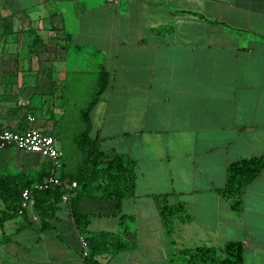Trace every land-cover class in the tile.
I'll list each match as a JSON object with an SVG mask.
<instances>
[{"label": "crops", "instance_id": "obj_1", "mask_svg": "<svg viewBox=\"0 0 264 264\" xmlns=\"http://www.w3.org/2000/svg\"><path fill=\"white\" fill-rule=\"evenodd\" d=\"M58 2L74 3L73 29ZM1 19L12 25L38 19L41 31L60 29V49L67 54L57 90L60 134L68 107L80 98L79 78L67 68L72 44L94 51L96 59L81 129V112L107 77L90 112L91 135L103 150L138 163L136 194L122 207L136 248L97 255L101 264H170V236L159 212L164 200L185 203L192 216L175 224L177 248L239 240L245 264H264V169L244 189L240 212L223 191L231 162L264 157V0H0ZM17 64L6 61L14 68L0 75V98H9L0 103V124L12 129L22 124L25 107L40 106L41 112L48 91L46 81L36 90L33 75L18 72ZM38 126L45 128L42 121ZM48 164L0 147V176H33ZM9 205L0 197V264H90L67 202L46 228L35 201L27 208L18 203L16 210ZM63 206L70 210L69 240L60 225ZM99 218L105 220L90 222L87 234L125 228L118 216Z\"/></svg>", "mask_w": 264, "mask_h": 264}, {"label": "trees", "instance_id": "obj_2", "mask_svg": "<svg viewBox=\"0 0 264 264\" xmlns=\"http://www.w3.org/2000/svg\"><path fill=\"white\" fill-rule=\"evenodd\" d=\"M107 77L105 73L100 80L98 89L86 109L81 112L84 127L74 138L76 146V160H68L67 168L63 157L61 178H69L78 182L77 188L70 190V200L67 202L72 218L80 234L85 235L88 241V255L85 260L90 264H101L95 257L105 253H116L122 250L136 248L134 231L128 229L126 214L123 213V202L126 198L136 194V181L138 176L137 161L116 150H103L99 142L91 135L90 112L102 94ZM20 108V107H19ZM28 125L24 122L16 128L23 130ZM0 127H3L0 124ZM23 151V150H21ZM51 165L41 170L36 177L19 174L18 176H0V197L10 207L17 209V204H22L23 192L33 188L36 182L42 181L50 175ZM264 157L252 156L233 161L227 168V179L223 189L234 210L240 212L243 207L242 193L248 184L262 173ZM8 182L10 191L3 190ZM11 190L14 192L11 194ZM35 206L41 214L43 227H49V218L54 215L62 203V195L66 192L63 186L49 187L42 190L33 189ZM10 194V195H9ZM162 195H156L160 198ZM159 212L166 230L170 236V264H245L244 243L231 240L224 245L216 247L199 245L196 247H176L173 237L175 224L192 219L183 202L175 204L167 200L159 203ZM114 215L121 220L125 228L120 232L96 231L87 234L90 218L96 216ZM4 220L0 218V223ZM220 254H223L222 256Z\"/></svg>", "mask_w": 264, "mask_h": 264}, {"label": "rangeland", "instance_id": "obj_3", "mask_svg": "<svg viewBox=\"0 0 264 264\" xmlns=\"http://www.w3.org/2000/svg\"><path fill=\"white\" fill-rule=\"evenodd\" d=\"M58 8L63 12L66 24L70 27V30L76 26L77 23V10L72 2H58ZM15 26L14 32H8V27ZM7 19H1L0 23V75L12 72L11 65H6V61L17 60L16 69L18 72L24 73L25 70L29 71L33 75V84L36 86V90L41 87V82L46 81L48 84L47 97L42 98L43 104L40 109L41 112H37L40 106L33 105L24 108L22 121L26 123L28 116H32L34 120L33 124L37 127L38 122L42 121L45 124V130L47 133L54 135L58 138V145L64 151V160L67 168H72L68 165V160L78 157L76 154V146L74 144V138L81 129L80 109L87 105L92 86L96 80V59L94 51L91 50H78L74 44L71 46V50L68 53L67 68L69 69V75L79 78L80 98L77 99L78 104L76 106L70 105L67 109L68 113L65 115L66 129L60 134V100H58V79L60 77V66L67 57L64 51L60 49V29L54 28L53 32L41 31L43 27L40 21L33 20L30 24H25L23 20L16 19L15 24ZM5 27V29H4ZM41 31V32H40ZM51 31V30H50ZM30 60H32L30 62ZM22 61H27L21 65ZM38 92V91H37ZM1 94V93H0ZM4 98H0V103L3 101L7 104L8 97L2 93ZM39 101V99H38ZM76 134V135H75ZM22 152V151H21ZM29 157H42L37 153L26 152ZM40 164L46 165V160L41 159ZM42 170V169H41ZM41 171L35 172L33 175L36 177ZM69 208L63 206L60 208V225H65L67 231L64 237L69 240L72 228H70L69 222H71ZM55 219V218H54ZM99 216L90 218L91 223H97L100 220ZM89 226L90 223H89ZM96 226V225H94ZM60 227V228H61ZM70 232V233H69ZM1 234V230H0ZM221 256L223 254H220Z\"/></svg>", "mask_w": 264, "mask_h": 264}, {"label": "built area", "instance_id": "obj_4", "mask_svg": "<svg viewBox=\"0 0 264 264\" xmlns=\"http://www.w3.org/2000/svg\"><path fill=\"white\" fill-rule=\"evenodd\" d=\"M31 123L23 130L0 127V147L13 146L18 150L37 153L47 158L51 165L50 175L42 181L36 182L33 188H27L23 192L21 206L27 208L35 198L33 189L42 190L49 187L63 186L66 192L62 195V201L70 200V190L77 188L78 182L69 178L62 179L60 174L63 168L64 151L58 145V138L45 130L33 125L34 118L29 116ZM83 246L86 248L84 257L88 255V241L84 235L80 236Z\"/></svg>", "mask_w": 264, "mask_h": 264}]
</instances>
